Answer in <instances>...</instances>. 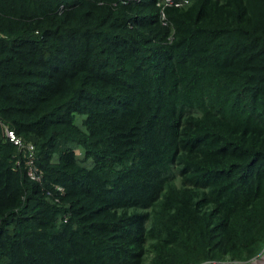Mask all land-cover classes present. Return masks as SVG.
Segmentation results:
<instances>
[{"label":"trees","instance_id":"16d2710c","mask_svg":"<svg viewBox=\"0 0 264 264\" xmlns=\"http://www.w3.org/2000/svg\"><path fill=\"white\" fill-rule=\"evenodd\" d=\"M181 1L0 0V264L264 250V0Z\"/></svg>","mask_w":264,"mask_h":264},{"label":"built area","instance_id":"2783aa9c","mask_svg":"<svg viewBox=\"0 0 264 264\" xmlns=\"http://www.w3.org/2000/svg\"><path fill=\"white\" fill-rule=\"evenodd\" d=\"M164 5H176L179 6L183 3L181 0H162ZM164 15V12L162 13ZM1 129L5 140L12 142L19 150L22 157L17 158V164L24 162L27 175L32 180L42 183L43 180V170L37 163V154L35 145L32 142L26 141L24 138L19 136L17 132L10 128L6 123L0 120ZM54 188L61 194L65 193L64 186L56 184ZM49 194L53 195L56 200L59 197L55 191H48Z\"/></svg>","mask_w":264,"mask_h":264},{"label":"rangeland","instance_id":"374dc122","mask_svg":"<svg viewBox=\"0 0 264 264\" xmlns=\"http://www.w3.org/2000/svg\"><path fill=\"white\" fill-rule=\"evenodd\" d=\"M81 118L78 119V121ZM208 264H215V263H208ZM221 264H264V250L260 253V255L249 262H224Z\"/></svg>","mask_w":264,"mask_h":264},{"label":"water","instance_id":"95a60500","mask_svg":"<svg viewBox=\"0 0 264 264\" xmlns=\"http://www.w3.org/2000/svg\"><path fill=\"white\" fill-rule=\"evenodd\" d=\"M215 264H221V263H215Z\"/></svg>","mask_w":264,"mask_h":264}]
</instances>
